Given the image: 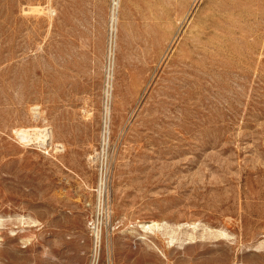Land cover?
<instances>
[{"label":"rangeland","instance_id":"374dc122","mask_svg":"<svg viewBox=\"0 0 264 264\" xmlns=\"http://www.w3.org/2000/svg\"><path fill=\"white\" fill-rule=\"evenodd\" d=\"M96 250L264 264V0H0V264Z\"/></svg>","mask_w":264,"mask_h":264},{"label":"bare ground","instance_id":"6f19581e","mask_svg":"<svg viewBox=\"0 0 264 264\" xmlns=\"http://www.w3.org/2000/svg\"><path fill=\"white\" fill-rule=\"evenodd\" d=\"M44 131V130H43ZM105 131L106 130H104V132L102 133L103 135H102V139L104 140L105 139ZM20 133H23V135H20L21 136V138H24L25 136L26 137H29V136H33V134L32 135H30V133H27V132H29V131H19ZM45 133V132H44ZM35 134V133H34ZM22 136H24V137H22ZM36 136V135H35ZM43 136V135H42ZM46 137L48 136V134H46L45 135ZM30 137V138H31ZM44 137V136H43ZM47 139V138H46ZM49 139V138H48ZM28 140V139H27ZM43 140H45V137H44V139ZM43 140L41 141V142H43ZM44 144V143H43ZM59 152V151H58ZM160 226L157 224V223H155V222H153V223H149V224H145V225H141L140 226V228H141V230L143 231V232H152L153 230H155V229H158ZM93 230H94V238H95V245H96V249H97V245H98V241H99V233H100V231H99V229L97 228V229H95V228H93ZM136 231V230H135ZM166 235V234H165ZM139 236V235H138ZM218 236L219 237H222V238H228L229 237V235L227 234V233H225V232H220L219 234H218ZM175 243V239H174V237H172L171 235H168V240H167V245H168V247H171L173 244ZM160 252V251H159ZM161 255V257L163 258V259H166V256H165V254L164 253H161L160 254ZM97 256V250H96V255H95V260H94V262H93V264H96V257Z\"/></svg>","mask_w":264,"mask_h":264},{"label":"built area","instance_id":"2783aa9c","mask_svg":"<svg viewBox=\"0 0 264 264\" xmlns=\"http://www.w3.org/2000/svg\"><path fill=\"white\" fill-rule=\"evenodd\" d=\"M229 264H246V263H243V262H233V263H229Z\"/></svg>","mask_w":264,"mask_h":264}]
</instances>
